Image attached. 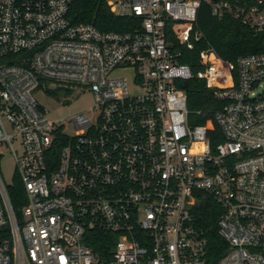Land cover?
Returning <instances> with one entry per match:
<instances>
[{"label": "built area", "instance_id": "1", "mask_svg": "<svg viewBox=\"0 0 264 264\" xmlns=\"http://www.w3.org/2000/svg\"><path fill=\"white\" fill-rule=\"evenodd\" d=\"M75 1L0 0V264H264V52L227 61L208 47L196 74L181 61L203 1L264 33V0H107L134 20L127 32L73 24ZM194 76L220 102L203 123L181 86ZM51 82L94 105L51 119L34 94ZM207 196L228 244L214 263L194 217Z\"/></svg>", "mask_w": 264, "mask_h": 264}, {"label": "trees", "instance_id": "2", "mask_svg": "<svg viewBox=\"0 0 264 264\" xmlns=\"http://www.w3.org/2000/svg\"><path fill=\"white\" fill-rule=\"evenodd\" d=\"M69 18L73 24H93L104 31L127 32L134 27V20L115 15L107 0H76L70 9ZM201 31L202 37L194 49L183 48L181 61L191 66L196 74L200 70V53L203 49L213 47L227 61H236L238 57L264 52V33L256 32L241 21L227 15L218 18L213 15L211 6L203 1L198 10L197 23L194 27ZM172 39L177 42L176 38ZM178 44V42H177ZM182 88L188 94V106L193 111L201 110L206 116L194 115L198 122H205L211 115V109L220 105L213 90L206 87L205 81L197 76L183 80ZM44 87L50 91L48 85ZM15 209L25 202L24 186L15 179L10 186ZM221 213L220 206L209 196L202 198L194 209L196 225L201 228L209 241L211 262L214 263L227 250L228 244L219 233L217 221ZM8 236L6 230H0V238ZM93 250L104 257H109L114 249V241L106 232H94L90 239Z\"/></svg>", "mask_w": 264, "mask_h": 264}, {"label": "rangeland", "instance_id": "3", "mask_svg": "<svg viewBox=\"0 0 264 264\" xmlns=\"http://www.w3.org/2000/svg\"><path fill=\"white\" fill-rule=\"evenodd\" d=\"M48 87L50 91H47L46 87H39L34 94L53 120L71 117L80 111H88L95 103L92 91L87 88L73 86L65 89L55 82H51ZM192 121L199 123L194 116H192ZM2 171L7 182L13 183L15 162L10 153H6L2 161Z\"/></svg>", "mask_w": 264, "mask_h": 264}]
</instances>
